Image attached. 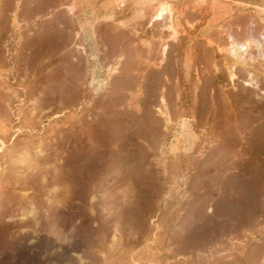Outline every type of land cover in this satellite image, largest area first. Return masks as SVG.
I'll list each match as a JSON object with an SVG mask.
<instances>
[{
  "label": "rangeland",
  "instance_id": "374dc122",
  "mask_svg": "<svg viewBox=\"0 0 264 264\" xmlns=\"http://www.w3.org/2000/svg\"><path fill=\"white\" fill-rule=\"evenodd\" d=\"M0 264H264V0H0Z\"/></svg>",
  "mask_w": 264,
  "mask_h": 264
}]
</instances>
